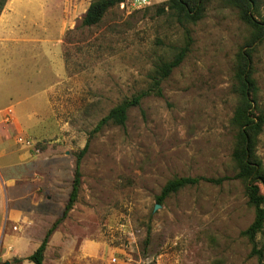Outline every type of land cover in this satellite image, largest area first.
Instances as JSON below:
<instances>
[{"label": "rangeland", "instance_id": "1", "mask_svg": "<svg viewBox=\"0 0 264 264\" xmlns=\"http://www.w3.org/2000/svg\"><path fill=\"white\" fill-rule=\"evenodd\" d=\"M92 1L0 0V121L15 119L35 143L24 149L60 158L62 202L90 139L78 200L48 244L46 264H258L242 234L255 208L252 177L237 176L242 140L233 117L248 51L253 108L264 116V36L252 42L241 0H205L196 22L177 16L170 0L141 8L125 0L86 26ZM255 2L264 22V0ZM188 35L191 50L163 81V95L143 97L124 126L107 124L90 138L114 106L149 87L156 64ZM7 144L0 136V148ZM250 159L264 175V123ZM182 176L230 178L186 186L156 207L166 183ZM257 241L264 244V229Z\"/></svg>", "mask_w": 264, "mask_h": 264}, {"label": "trees", "instance_id": "2", "mask_svg": "<svg viewBox=\"0 0 264 264\" xmlns=\"http://www.w3.org/2000/svg\"><path fill=\"white\" fill-rule=\"evenodd\" d=\"M121 1L122 0L92 1L83 16V25L92 26L99 23L103 19L106 12ZM204 1L205 0H170L169 6L171 9L177 10V16L185 17L190 21L196 22L203 16ZM256 8L257 6L255 0H241L240 17L246 24L256 30L252 42L259 40L264 36V22L256 19ZM163 12H165V8L163 9ZM191 45L192 38L188 35L185 44L179 48L173 58L161 60L156 64L153 73L151 74L149 87L135 94L131 98H126L120 104L114 106L104 117L100 119L95 128L90 132V138L91 135L100 131L107 124L113 123L124 126L128 119V111L132 107L140 105L143 97L150 94L162 96L163 81L170 76L175 68L181 65L191 50ZM240 62L241 66L238 71L240 80V100L235 110L233 123L238 126L242 145L240 149L236 151L234 157L241 166V171L237 176L247 180L252 177V179L247 183V190L249 194V203L255 208V218L253 222L244 231H242V234L246 236L252 244L250 255L257 257L258 264H264V244L260 246L257 241L258 234L264 229V194L261 192V186L257 183V181H261L264 184V175L260 172V169L251 166L250 161V157L253 154V137L257 136L262 130L264 116L262 113H255V108H253V94H256L257 86L252 77L251 54L249 51L247 53H241ZM89 140L76 154L72 189L62 215L48 229L39 247L28 257V259L33 261L35 264H44L45 250L52 233L59 226V224L67 218L69 212L78 200L82 184L81 163L88 151ZM228 178L230 177H175L169 180L162 188L161 193L157 197V201L159 204H162L166 197L189 185H197L202 181L221 184Z\"/></svg>", "mask_w": 264, "mask_h": 264}, {"label": "crops", "instance_id": "3", "mask_svg": "<svg viewBox=\"0 0 264 264\" xmlns=\"http://www.w3.org/2000/svg\"><path fill=\"white\" fill-rule=\"evenodd\" d=\"M8 116L0 121V136L8 143L0 148V264H35L28 257L67 203L62 202L60 158L24 149L19 124L12 117L7 121Z\"/></svg>", "mask_w": 264, "mask_h": 264}, {"label": "built area", "instance_id": "4", "mask_svg": "<svg viewBox=\"0 0 264 264\" xmlns=\"http://www.w3.org/2000/svg\"><path fill=\"white\" fill-rule=\"evenodd\" d=\"M128 2H130L131 6L137 7V8H141L143 6H145L148 3V0H128ZM122 7L125 6V0L121 1ZM10 115L7 117V121H10ZM18 142L25 145V146H35V143L30 140L29 138L27 139L26 137L20 135L18 137ZM37 151H39V148H36Z\"/></svg>", "mask_w": 264, "mask_h": 264}, {"label": "water", "instance_id": "5", "mask_svg": "<svg viewBox=\"0 0 264 264\" xmlns=\"http://www.w3.org/2000/svg\"><path fill=\"white\" fill-rule=\"evenodd\" d=\"M160 206V204H157V206L156 207H159Z\"/></svg>", "mask_w": 264, "mask_h": 264}]
</instances>
